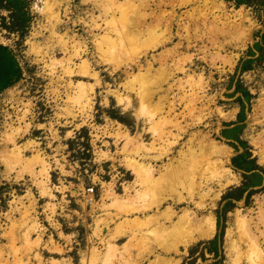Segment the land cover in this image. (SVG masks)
<instances>
[{
	"label": "rangeland",
	"instance_id": "rangeland-1",
	"mask_svg": "<svg viewBox=\"0 0 264 264\" xmlns=\"http://www.w3.org/2000/svg\"><path fill=\"white\" fill-rule=\"evenodd\" d=\"M259 2L238 7L228 0H118L113 11L107 0H31L32 20L24 36L4 30L0 20V43L14 51L24 73L0 93V264H90L94 249L101 253L100 264H161L163 258L168 264L259 260L242 222L250 221L264 253V184L250 188L251 196L246 193L241 201L225 200L231 190L253 181L234 166L239 154L249 152L264 176V49L254 57L251 70L242 69L249 49L256 43L264 48V7ZM115 14L113 26L106 25ZM135 16L139 25L132 23ZM167 22L172 39L153 49L150 37L165 26L158 28V23ZM129 30L132 43L123 40L125 46L115 52L101 49L109 46L105 34L121 39ZM179 43L176 53L166 55ZM73 46L87 49V78L68 72L79 70L82 63L72 56ZM179 60L184 70L163 82ZM81 81L90 97L84 103L75 99L73 88ZM159 83L154 102L142 108L143 87ZM239 86L250 92V100L235 92ZM168 89V105L175 110L166 105L152 119L155 103ZM242 102L245 121L239 123ZM235 126L231 135L239 140L224 136V130ZM154 129L165 131L162 139ZM209 142L230 148L228 158L221 159L233 182L222 184L215 178L201 190L177 186L179 204L173 202L178 199L175 191L151 192L153 183H143L134 170L140 148H147L149 156L169 151L152 163L162 171L172 161L190 157V147L199 151ZM212 173L206 169L208 177ZM159 198L164 199L161 207ZM184 211L199 219L213 218L216 231L180 247L179 253L165 254L160 244L172 237V229L166 228ZM146 215L154 218L148 224ZM160 226L166 227L161 231ZM216 236L217 254L209 243ZM150 249L153 255L140 263Z\"/></svg>",
	"mask_w": 264,
	"mask_h": 264
},
{
	"label": "bare ground",
	"instance_id": "bare-ground-1",
	"mask_svg": "<svg viewBox=\"0 0 264 264\" xmlns=\"http://www.w3.org/2000/svg\"><path fill=\"white\" fill-rule=\"evenodd\" d=\"M110 4L111 7L114 11L113 8V4L116 5L118 0H107ZM107 4V3H106ZM109 4V5H110ZM105 6V5H104ZM108 6V5H106ZM107 8H105L106 10ZM111 9V8H110ZM109 9V10H110ZM117 9L121 10V7H117ZM108 10V9H107ZM123 16V15H122ZM121 16V17H122ZM116 14L113 17V20L111 21H106L105 24L106 25H112L113 26V22H116ZM128 17V16H127ZM136 16L134 18H132V23L134 24H138L137 20L135 19ZM162 20V19H160ZM165 20V19H164ZM160 22V21H158ZM140 23V22H139ZM161 25H165L163 27V29L160 28ZM97 28L101 27V25H96ZM158 28H160L158 30V33L153 34L150 38L152 39L153 42V49L157 48L158 46H160L161 44L169 41L172 39V27H171V22H167L166 24H162V23H158ZM184 28V27H182ZM181 28V29H182ZM116 28L114 27V30ZM180 29V28H179ZM186 30V28L184 29ZM188 30V29H187ZM112 32V31H111ZM110 33V32H109ZM109 33L105 34L104 39L107 44L109 45L108 48H102L103 50L108 52H115L116 50H118L120 47H122L124 45L123 40H127L129 41V43L131 41H133V32L132 31H127V33H125V35H121L118 36V38L121 39H116L113 37L109 36ZM182 34V33H181ZM214 35V34H213ZM185 36V35H184ZM194 36V35H193ZM186 37V36H185ZM214 38V37H213ZM184 39V38H183ZM189 39V38H188ZM214 40V39H213ZM212 40V41H213ZM216 40V39H215ZM218 40V39H217ZM195 41V40H194ZM218 42V41H217ZM132 43V42H131ZM196 43V42H195ZM79 44V43H78ZM65 45L66 48H69L70 45H68L67 41H65ZM182 43H179L176 47H174L173 49H170L166 52V55L168 54H174L178 51V47L181 46ZM189 45V44H188ZM187 45V46H188ZM78 46V45H76ZM76 46H73V48L75 49V51H72V56H77L80 57L82 59V63L80 65V69L79 70H75V69H69L68 72L70 75H74L76 72H78V74H80V77L83 78H87V76L91 75V70H90V65L88 63V61L85 59L84 57L86 54L87 49L83 48L82 46L77 48ZM125 46V45H124ZM191 46V45H190ZM194 46V45H193ZM70 49V48H69ZM72 49V48H71ZM70 49V50H71ZM190 49V48H189ZM121 50V49H120ZM207 54V53H206ZM205 54V55H206ZM215 54V53H214ZM207 57V56H206ZM70 58V57H69ZM165 58V57H164ZM215 58L216 55H213L212 61L213 63H215ZM72 59V58H71ZM70 59V60H71ZM167 59V58H165ZM218 60V59H217ZM190 61V59H189ZM215 61V62H214ZM183 63V62H182ZM178 64V65H177ZM177 64L175 65L174 69H171L170 71H168L165 74V79L163 80V82H166L168 80H170L171 77H173V75L175 74V71H183L184 67L180 65V60L177 61ZM216 65V64H215ZM174 71V73H173ZM82 75V76H81ZM139 76V75H138ZM142 80H145V76L141 77ZM198 80V79H197ZM190 81H192L191 76L189 75V79L187 80V82L189 83ZM180 84H182V81H180ZM196 84V83H195ZM156 85V84H155ZM194 85V84H193ZM191 85V83L189 84V86L191 87V91H193L195 88L194 86ZM198 86V84H196ZM72 86V85H71ZM152 86V85H151ZM162 86V83H159L157 85V87H149V88H144V90H141V96L140 98V103L141 106L143 108V106L145 107L146 104H151L154 102V95L157 93V91L159 89H161L160 87ZM181 86V85H180ZM183 86V85H182ZM73 88L75 89V99H77L80 103H84V102H88L89 101V94L86 92L87 90V85L84 82H79L77 85H74ZM182 88V87H181ZM202 88V86H201ZM142 89V88H141ZM183 89V88H182ZM171 90V89H170ZM167 93L164 96H160V99H158L159 101H157V103H155V107L157 109H155V113L151 114V118H156L157 116L159 117L166 105H168V95H169V89L166 91ZM197 92V91H196ZM192 93V92H191ZM91 94V93H90ZM197 93H193V96H195ZM159 95V94H158ZM161 95V94H160ZM196 97H193L191 99L190 103L191 105V111L195 108L194 107V103H195ZM151 106V105H150ZM168 107L170 108V111L175 110V106L173 105H168ZM141 108V109H142ZM190 109V108H189ZM145 110V109H144ZM195 112V111H194ZM192 113V112H190ZM193 114V113H192ZM191 116V115H190ZM162 117V116H161ZM150 119V118H149ZM163 118H160L159 120H161ZM200 120V119H199ZM177 125V124H176ZM160 127V126H159ZM158 130L161 129H154V134L156 137H158L159 139L163 138L164 132L159 133ZM174 136V135H173ZM172 143V142H171ZM176 143V141H175ZM154 145H152L153 147ZM230 149V148H229ZM227 148H223L221 147V145H219L216 142H209L208 144L206 143H202L199 147V151L194 150L192 147H190L189 149V156H185V158H181L177 161V164H175V162H171L169 163L167 166H165V168L162 171H158L155 169L154 165L152 164L153 162L156 161H160L163 159V156H167L168 153H157L158 155L152 156V155H148L147 152V148L145 149H139L138 150V154L141 157L140 159V163L136 162L134 163V170L136 171V173L139 175L140 180L143 183H146L148 181L152 182L153 185H151L152 190H150L151 192L153 190H157L159 189H171L173 191H175V193L177 194L178 199H174L173 202L178 203L182 200V195L181 193H178L177 191V186H182L183 188L188 185L190 188L192 187H198L197 189H204L205 185L208 186L210 185V182L214 181V179H218V181L220 183L224 182V184H230L233 182V177L234 175L231 174L229 172V170L224 169V164L225 162L221 159V158H228L230 150ZM144 150L145 153L142 151ZM18 153V152H17ZM16 156H18V161L22 160L21 159V154L18 153ZM188 157V158H187ZM218 158V159H217ZM147 162L149 164H147ZM228 162V159H227ZM226 162V163H227ZM204 169V172L202 171ZM207 171L209 172V170H211L213 173V175L209 176L207 174H205ZM156 175H159V178H155ZM164 182H163V180ZM162 180V182H161ZM149 182V183H150ZM164 183V184H163ZM223 184V183H222ZM148 185V184H147ZM195 189V188H193ZM196 189V190H197ZM174 193V192H173ZM174 193V194H175ZM192 197L194 196L193 193ZM195 194V193H194ZM143 195L145 196V193L143 192ZM161 196V195H160ZM164 196V195H163ZM176 197V196H175ZM193 199V198H192ZM164 199H158L157 206L161 207L163 205ZM181 203V202H180ZM179 204V203H178ZM199 204V203H198ZM143 206V205H142ZM201 206V205H200ZM152 207V206H151ZM141 208V207H140ZM148 208V209H147ZM137 209V208H136ZM143 209V208H142ZM151 208L150 206H146V208L144 209L145 211L147 210V212L145 213H149ZM173 209L170 208L169 210L167 209V213L171 215L172 219L173 216L175 214V212L172 211ZM138 211V210H137ZM140 212V211H139ZM143 212V211H142ZM128 213H130V211H128ZM127 213V214H128ZM154 216V215H153ZM161 216V215H160ZM152 216H147L146 215V220L145 223H149L151 220ZM170 217V216H169ZM153 218V217H152ZM139 219V218H137ZM154 219V218H153ZM152 219V220H153ZM143 221V220H142ZM242 224L245 226L244 229H246V234L249 238V240L251 241L250 243L252 244V246L254 247V251L255 253H259L260 254V258L259 260L254 261V264H264V253L261 249V245L259 244V240L256 236H254L251 233V228H250V221L248 220H244L242 222ZM150 225V224H149ZM170 226V225H169ZM166 227V226H165ZM165 227L160 226L159 230H164ZM167 229H172L171 238H168L165 242L161 243V249L163 253L165 254H170L172 252L175 253H179L180 252V247H187L190 243L195 242V241H200L203 239H207L210 238L214 235L215 231H216V223L215 220L213 218H206L205 217L203 219H199L196 214L191 213L190 211H184V214L178 219V221L176 223H173L171 228H166ZM156 232V231H155ZM167 232V231H166ZM168 233V232H167ZM166 233V234H167ZM170 234V233H168ZM157 235V234H156ZM264 235V233H263ZM111 236V235H110ZM145 236V235H144ZM170 236V235H167ZM110 241H115V237H113V235L110 237ZM136 238V237H135ZM144 238V237H143ZM107 239V238H106ZM106 239H103L102 241H105ZM113 239V240H112ZM110 241L107 242L108 244V249H113L114 245L112 246ZM148 242V241H147ZM157 242V241H156ZM142 244V242H141ZM156 244V243H155ZM97 249H94V255H93V259H90V264H100V260H101V253L99 251H96ZM149 250V249H148ZM154 250V249H153ZM152 249H150V251H148L146 253V255L142 256L139 255V257H141L140 259V263L145 261V259L147 257H150L151 255H153L154 251ZM142 251V250H141ZM130 252V251H129ZM145 252V250H144ZM162 253V254H163ZM129 255V254H128ZM132 255V254H130ZM257 255V254H256ZM133 256V255H132ZM136 257V256H134ZM131 258V257H130ZM138 258V257H137ZM158 258V257H157ZM129 259V257L127 258ZM133 259V258H132ZM136 259V258H135ZM104 261V260H102ZM139 261V260H138ZM137 262V259H136ZM135 262V263H136ZM161 264H168L166 263V259H162L160 260ZM170 264V263H169ZM178 264V263H177Z\"/></svg>",
	"mask_w": 264,
	"mask_h": 264
},
{
	"label": "trees",
	"instance_id": "trees-1",
	"mask_svg": "<svg viewBox=\"0 0 264 264\" xmlns=\"http://www.w3.org/2000/svg\"><path fill=\"white\" fill-rule=\"evenodd\" d=\"M228 1H235L236 5L239 7L241 5H250L252 0H228ZM260 1V6L264 7V0ZM31 0H0V20H1V28L8 31L9 33H17L25 35V31L28 28L29 23L32 20L31 14ZM6 12L7 15L2 14ZM9 22H8V21ZM264 48L259 44L256 43L253 48L249 49L248 57L249 59L244 61L242 64V69L244 71L251 70L250 64L252 63L255 56L261 54V51ZM261 58V55L259 56ZM23 69L14 53V51L3 44L0 43V93L6 91L7 89L13 87L16 83L23 79ZM236 93H241L244 97L250 100L251 94L246 88H241L240 86L236 88ZM242 112L240 114V121L239 123H243L245 121V114L244 112V103L242 102ZM234 125V124H233ZM232 126V125H230ZM229 127V126H228ZM236 126L230 129L224 130L223 134L228 139L239 140L238 137L235 136L233 138L231 135L232 132H236ZM246 147V146H245ZM233 164L240 170L246 171L247 179H253L250 184L244 183L242 186H238L235 190H231L225 197V200L229 202L231 200L241 201L244 199L246 193H248L247 197L251 196V191L248 190L252 187L262 186L264 184V176L262 175L259 170L261 167L256 165L255 159H251V156L248 153H241L235 158H233ZM237 192L238 195H234L232 193ZM228 202V203H229ZM218 227L221 228L222 225V217L218 218ZM217 241L218 236L215 237L214 240L210 241L209 243L214 245L215 249L213 252L215 254L218 253L217 249Z\"/></svg>",
	"mask_w": 264,
	"mask_h": 264
},
{
	"label": "built area",
	"instance_id": "built-area-1",
	"mask_svg": "<svg viewBox=\"0 0 264 264\" xmlns=\"http://www.w3.org/2000/svg\"><path fill=\"white\" fill-rule=\"evenodd\" d=\"M89 192L93 194L94 193V189L93 188L90 189Z\"/></svg>",
	"mask_w": 264,
	"mask_h": 264
}]
</instances>
